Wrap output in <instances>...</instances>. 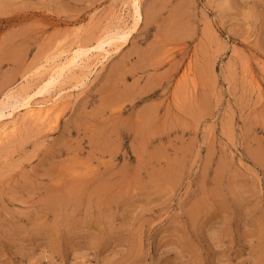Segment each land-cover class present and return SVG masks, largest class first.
<instances>
[{
	"label": "rangeland",
	"instance_id": "1",
	"mask_svg": "<svg viewBox=\"0 0 264 264\" xmlns=\"http://www.w3.org/2000/svg\"><path fill=\"white\" fill-rule=\"evenodd\" d=\"M129 2L0 0V107ZM142 4L44 121L3 108L0 264H264V0Z\"/></svg>",
	"mask_w": 264,
	"mask_h": 264
},
{
	"label": "bare ground",
	"instance_id": "2",
	"mask_svg": "<svg viewBox=\"0 0 264 264\" xmlns=\"http://www.w3.org/2000/svg\"><path fill=\"white\" fill-rule=\"evenodd\" d=\"M129 3H130V9H132L131 14H132V19H133L132 23L130 21L131 24H127L126 22L124 24L122 23V25H120L116 29L110 30L107 33L100 36L96 40L94 45H90V46H86V47L80 46L78 49L72 51L69 55H62L60 60L53 59L52 61L48 62L50 64L49 71H48L45 79H43L41 81V83L38 85L37 90L34 93L24 92V93H19V94L15 95L14 101L12 102V104H10V103L8 104V102L3 103L0 107V118L2 119V117L4 116V113H5L3 108L6 107L7 105L8 106L10 105L14 110H17V108H19V107L21 108V106L25 107L27 116L32 121H41V122L44 121L46 119V117L48 116L49 112L51 111V109L54 106H56V103H58V101H60L61 96H64V95H62L64 89L62 87L60 89H58V92H57L58 97L54 98V99L52 97H50L49 99H46L43 101H42V99H40L39 101L38 100L35 101L36 100L34 97L35 95H44L45 96L47 92L51 91V89H54L56 87H60L63 83H66L65 82L66 78L67 79H68V77L71 78V76L74 74V72L77 68H79L80 70L81 69H87L88 73L82 74L83 75L82 78L77 77L78 81L75 80L77 83L74 85L71 84L72 87H70L72 89L80 88V86H82L85 83V80H87V78H89L90 75H92V73H94L93 71L95 69H97L99 66L103 65L104 61L110 57L111 52H112V47H114L115 45L127 44V42L130 41V38H131L132 34L134 33V31L136 29H138L143 24L146 16H145V13L143 11L142 0H130ZM123 11H124V9H123ZM95 56L98 57L97 58L98 60L91 65L88 64L89 61ZM92 61H94V60H92ZM74 76H75V74L72 77H74ZM80 77H81V75H80ZM74 78H76V77H74ZM68 83H69V81H68ZM70 83H71V81H70ZM69 84H68V86H69ZM66 85H67V83H66ZM70 88H68V89H70ZM68 93H70V92H68ZM54 97H56V95ZM9 101H11V100H9ZM8 106H7V108H8ZM9 108L7 110H9ZM12 108H11V110L13 111ZM12 111H10V112H12ZM8 114H6V115H8ZM13 121H14L13 123L11 121H9L12 124L11 125H10V123H9V125L7 124L8 127L2 126V129L0 130V142H2L4 139L8 138L11 134H13L16 131L18 122L15 120H13Z\"/></svg>",
	"mask_w": 264,
	"mask_h": 264
}]
</instances>
